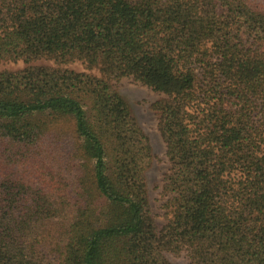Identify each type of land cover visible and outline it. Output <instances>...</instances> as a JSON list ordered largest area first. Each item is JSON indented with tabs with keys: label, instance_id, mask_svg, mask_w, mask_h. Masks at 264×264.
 Listing matches in <instances>:
<instances>
[{
	"label": "trees",
	"instance_id": "16d2710c",
	"mask_svg": "<svg viewBox=\"0 0 264 264\" xmlns=\"http://www.w3.org/2000/svg\"><path fill=\"white\" fill-rule=\"evenodd\" d=\"M19 61L0 70V264H172L165 253L182 252L188 264H264V10L0 0V64ZM73 62L89 72L63 68ZM125 78L161 95L151 107L169 164L162 228L148 137L111 84ZM62 130L70 177L46 187L27 166ZM67 209L54 263L33 246L37 226Z\"/></svg>",
	"mask_w": 264,
	"mask_h": 264
},
{
	"label": "rangeland",
	"instance_id": "374dc122",
	"mask_svg": "<svg viewBox=\"0 0 264 264\" xmlns=\"http://www.w3.org/2000/svg\"><path fill=\"white\" fill-rule=\"evenodd\" d=\"M248 1H252V5L256 8L264 10V0ZM36 64L53 66L51 61L46 60L38 61ZM23 67L24 64L20 61L0 64V70L12 71ZM63 68L77 72H89L79 62L67 64ZM90 72L98 76L97 71ZM111 84L128 104L132 116L148 137L154 159L146 172L147 191L154 220L158 228H162L170 216L169 211L163 207L165 198L162 196L163 178L168 171L169 164L164 143L157 130V115L151 107L161 99V95L127 78L112 81ZM71 137L65 130H62L58 133L56 131L49 133L42 140L27 166L34 181L48 187L49 184L54 183L53 175L59 174L63 179L70 177V169L66 159L71 147ZM70 219L71 215L67 209L59 217L38 225L39 227L37 226V236H35L33 246L45 260L58 262V257H60L61 250L66 243L65 230ZM165 256L172 264H188L185 252L178 256L165 253Z\"/></svg>",
	"mask_w": 264,
	"mask_h": 264
}]
</instances>
